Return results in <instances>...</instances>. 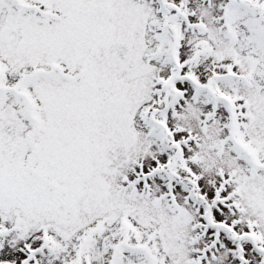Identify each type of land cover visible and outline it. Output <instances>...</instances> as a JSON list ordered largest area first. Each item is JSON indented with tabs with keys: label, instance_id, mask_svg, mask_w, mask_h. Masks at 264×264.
Returning <instances> with one entry per match:
<instances>
[{
	"label": "snow or ice",
	"instance_id": "snow-or-ice-1",
	"mask_svg": "<svg viewBox=\"0 0 264 264\" xmlns=\"http://www.w3.org/2000/svg\"><path fill=\"white\" fill-rule=\"evenodd\" d=\"M0 264H264V0H0Z\"/></svg>",
	"mask_w": 264,
	"mask_h": 264
}]
</instances>
